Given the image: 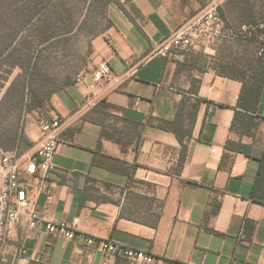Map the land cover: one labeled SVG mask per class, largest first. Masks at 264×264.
<instances>
[{
	"label": "crops",
	"instance_id": "0c3cea01",
	"mask_svg": "<svg viewBox=\"0 0 264 264\" xmlns=\"http://www.w3.org/2000/svg\"><path fill=\"white\" fill-rule=\"evenodd\" d=\"M186 17V8L174 9L172 0H129L123 9L112 7L96 53L98 64L107 62L119 81L95 82L90 72L53 95L51 112L63 127L55 169L44 179L49 195L37 193V178L23 181L47 219L152 254L153 264H264V205L252 200L257 157L264 150V93L254 114L255 139L231 133L242 83L201 66L197 53L152 54ZM192 86L197 97L213 104L198 108L180 168L177 138L156 125L174 120ZM91 96L95 105L82 108ZM28 136L33 151L39 131ZM227 140L251 145L252 156L227 150ZM128 216L159 218L152 227ZM2 250L0 264H143L108 257L78 238L65 240L24 222Z\"/></svg>",
	"mask_w": 264,
	"mask_h": 264
},
{
	"label": "rangeland",
	"instance_id": "374dc122",
	"mask_svg": "<svg viewBox=\"0 0 264 264\" xmlns=\"http://www.w3.org/2000/svg\"><path fill=\"white\" fill-rule=\"evenodd\" d=\"M128 1L0 0V156L32 151L33 145L17 140L18 134L22 131L31 143L28 133L39 131L38 120L54 117L53 95L96 68V42L110 27L109 11L112 7L123 9ZM210 1L172 0V6L186 8L184 23L201 14ZM217 1L231 30L243 35L245 20L239 4ZM250 5L257 21H262L264 0H250ZM260 37L263 35L258 34L256 41L235 37L226 28L207 48L209 53L201 52L202 47L186 55L199 54L203 67L233 63L252 75L264 70ZM32 103L39 106L29 111Z\"/></svg>",
	"mask_w": 264,
	"mask_h": 264
},
{
	"label": "built area",
	"instance_id": "2783aa9c",
	"mask_svg": "<svg viewBox=\"0 0 264 264\" xmlns=\"http://www.w3.org/2000/svg\"><path fill=\"white\" fill-rule=\"evenodd\" d=\"M219 6L220 3L217 0L210 1L201 14L186 20L159 41L152 54L161 58H170L202 47L203 49L209 48L226 29L218 11ZM241 28L243 33L248 29H254L244 25ZM229 32L234 35L232 30L229 29ZM262 35L263 37L260 38L264 42V34ZM262 54L264 56V52ZM83 77L77 81H82ZM92 77L95 82L117 83L119 81V78L113 75L107 62H100L92 71ZM94 105L95 99L91 96L85 100L82 108H92ZM62 127L63 121L60 117L44 116L38 120L39 140L33 151L19 156L15 152L3 153L0 156V263L4 240L16 225L24 222L29 228L42 225L47 233L58 235L65 240L78 238L86 246H95L108 257L120 255L129 263L153 264L155 257L152 254L124 247L111 240L96 239L76 230L64 221L47 219L39 212L34 198L28 195V184L23 181V177L37 178L39 180L37 193L49 195L44 179L48 172L55 169L52 159L60 143ZM216 151L215 148L211 149L213 154ZM47 199L49 200L50 197L48 196ZM24 254L25 250L21 248L19 255ZM165 264L181 263L168 261Z\"/></svg>",
	"mask_w": 264,
	"mask_h": 264
},
{
	"label": "trees",
	"instance_id": "16d2710c",
	"mask_svg": "<svg viewBox=\"0 0 264 264\" xmlns=\"http://www.w3.org/2000/svg\"><path fill=\"white\" fill-rule=\"evenodd\" d=\"M235 1L237 2V5L239 4V8L245 20V23H243L242 26L244 25L247 27H252L254 29H248L245 34L241 33L243 35L240 36L236 33H233L234 36L251 40L253 39L256 41V36H258V34H264V13L261 16L262 21H257L256 16L252 12L253 7L250 5V0H228V4ZM218 11L220 17L224 21L225 27L231 30L226 21L223 8L219 7ZM259 44L264 48V42H259ZM261 57L264 56L262 55ZM215 68L219 75L231 80H237L242 83V91L238 101V110L235 111L234 119L230 126V132H238L251 136L253 139H255L253 131L257 126V121L254 114L256 112L260 96L262 93H264V70H261L252 75H248V71L242 69L241 67H238L233 63L217 65ZM73 83L74 82L68 83L66 87L70 86ZM212 104L213 103L211 101L197 97V90L195 86H192L187 94L182 95V99L177 108L174 120H160L157 123L156 127L158 129L171 133L177 138L181 146L179 160L180 168L183 166V163L185 161V141L191 138V129L195 122L198 108L201 105L210 106ZM38 106V104L32 103L28 107V110L31 111L33 110V108H37ZM141 137L142 135L139 134V140L136 144L137 148L141 145ZM17 140L26 141L29 147L33 145L32 143L27 141L22 131H20V133L18 134ZM225 148L232 152L241 153L247 157L252 156L253 148L251 145H243L231 140H227L225 143ZM257 158L260 162V165L258 176L256 178L252 193V200L261 205H264V150ZM128 218H132L138 222L156 227L159 216H149L147 217V219L135 218L131 216H128Z\"/></svg>",
	"mask_w": 264,
	"mask_h": 264
}]
</instances>
